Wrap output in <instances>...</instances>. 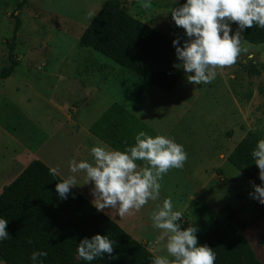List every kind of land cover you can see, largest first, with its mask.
<instances>
[{
  "label": "rangeland",
  "instance_id": "1",
  "mask_svg": "<svg viewBox=\"0 0 264 264\" xmlns=\"http://www.w3.org/2000/svg\"><path fill=\"white\" fill-rule=\"evenodd\" d=\"M20 1L0 0V72L9 65L13 14L21 20L15 49L19 63L0 83V193L28 160L38 159L57 168L64 179L74 175L79 184L74 188L93 197L94 184H86L84 172L71 173L69 162H92L95 146L112 150L89 129L117 103L150 129L148 135L183 145L188 159L182 169L163 175L159 198L140 211L123 218L111 209L103 212L147 243L156 256H167L156 244L160 230L151 219L165 199L171 198L173 209L182 213V224L194 222L189 207L197 197L217 211L231 205L264 264V204L250 196L252 182L228 161L248 131L264 139V45L242 39V46L251 47L235 65L217 69L216 78L201 85L188 83L183 71L177 89L169 94L92 49L79 47L81 35L106 0H28L16 12ZM124 1L150 26L182 44L188 39L171 16L186 0ZM145 3L151 6L145 8ZM237 27L231 24V34Z\"/></svg>",
  "mask_w": 264,
  "mask_h": 264
},
{
  "label": "trees",
  "instance_id": "2",
  "mask_svg": "<svg viewBox=\"0 0 264 264\" xmlns=\"http://www.w3.org/2000/svg\"><path fill=\"white\" fill-rule=\"evenodd\" d=\"M28 0H21L16 12ZM15 12V13H16ZM15 27L7 41L9 65L0 72V83L9 79L19 61L15 49L21 20L13 14ZM243 41L264 45V28L254 26L242 33ZM173 37L134 16L124 0H106L81 35L80 48L92 49L122 69L129 71L158 89L173 93L183 70L177 60ZM183 46L182 43H180ZM90 133L113 150L134 146L135 136L149 132L142 121L119 104H113L91 127ZM151 132V131H150ZM257 132L248 131L228 156V161L249 181L264 184L251 152L259 140ZM138 167L145 164L137 161ZM43 161L33 160L0 194V218L8 220L9 238L0 241L2 264H32L31 254L44 251L43 264H151L156 256L148 244L136 240L103 211L98 212L86 197L72 188L67 199H60L56 184L63 181L51 175ZM189 211L193 223H180L182 229L196 227L198 243L216 253L215 264H261L249 240L243 234L245 224L231 205L214 210L203 199L195 198ZM100 234L114 241L112 256L93 261L78 256L79 242ZM29 241H31L29 243Z\"/></svg>",
  "mask_w": 264,
  "mask_h": 264
},
{
  "label": "clouds",
  "instance_id": "3",
  "mask_svg": "<svg viewBox=\"0 0 264 264\" xmlns=\"http://www.w3.org/2000/svg\"><path fill=\"white\" fill-rule=\"evenodd\" d=\"M171 16L188 37L183 46L179 38L173 40L180 62L174 66L186 73L188 83L208 84L216 78L217 69L235 65L242 53H248L251 46H242V33L254 26L264 28V0H186L173 8ZM232 23L238 25L234 35ZM91 155L92 162L71 160L69 170L74 174L84 172L86 184H94L92 204L98 212L111 209L120 218L133 210L140 211L149 200H157L163 175L170 169H182L188 159L183 145L163 135L153 138L144 131L135 136L134 146L124 151L95 146ZM251 155L259 168V179L264 182V139L258 141ZM137 161L145 162V166L138 167ZM49 172L57 175L58 169L53 167ZM77 185L72 175L56 184V192L64 200ZM252 187L250 196L264 204V184L252 182ZM151 219L153 227L160 230L156 244L167 253L155 256L151 264H215L213 248L198 243V229L181 228L178 222L182 213L173 209L171 198L158 206ZM7 225L8 220L0 218V241L9 238ZM113 251L114 241L100 234L82 239L77 248L78 256L85 261L105 254L111 257ZM46 256V252L36 251L30 258L32 264H43L40 258Z\"/></svg>",
  "mask_w": 264,
  "mask_h": 264
},
{
  "label": "crops",
  "instance_id": "4",
  "mask_svg": "<svg viewBox=\"0 0 264 264\" xmlns=\"http://www.w3.org/2000/svg\"><path fill=\"white\" fill-rule=\"evenodd\" d=\"M123 107V106H122ZM126 109V108H125ZM126 110H128V109H126ZM129 111V110H128ZM89 132H90V130H89ZM98 139V138H97ZM108 146V145H107ZM113 150V149H112ZM23 158V157H22ZM21 158V159H22ZM21 159H19V160H21ZM19 160H16L15 162H14V164H15V166H17L18 164H19ZM33 160H28L27 162H26V164L23 166V168L19 171V173L17 174V176L32 162ZM16 178V177H15ZM4 188V187H3ZM3 190V189H2ZM2 193V192H1ZM0 193V194H1ZM86 194L85 195H83L84 197H86L90 202H92L93 201V197L89 194V193H87V192H85ZM106 210V209H105ZM105 213V212H104Z\"/></svg>",
  "mask_w": 264,
  "mask_h": 264
}]
</instances>
